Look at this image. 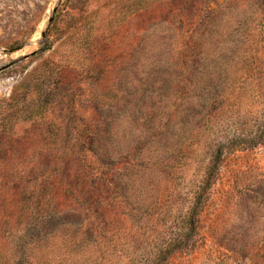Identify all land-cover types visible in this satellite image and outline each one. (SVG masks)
Instances as JSON below:
<instances>
[{"label":"rangeland","instance_id":"obj_1","mask_svg":"<svg viewBox=\"0 0 264 264\" xmlns=\"http://www.w3.org/2000/svg\"><path fill=\"white\" fill-rule=\"evenodd\" d=\"M3 67L0 264H154L193 204L158 264H264V0H0Z\"/></svg>","mask_w":264,"mask_h":264},{"label":"trees","instance_id":"obj_2","mask_svg":"<svg viewBox=\"0 0 264 264\" xmlns=\"http://www.w3.org/2000/svg\"><path fill=\"white\" fill-rule=\"evenodd\" d=\"M256 133H257L256 136H260L262 135V133L264 135V131L261 133L257 131ZM247 140H248L247 141L248 144H250L251 146H254V144H256V141H253V139L250 137H248ZM218 158H219V153L217 152L216 154L213 153V155L211 156V165L207 167L206 173L214 169V167L217 165ZM195 211H196V206L195 204H193L191 210L188 211V213H186V215H184L182 220L180 221V224L177 227V233L175 234V238L171 244L170 242H168L167 246L162 250V252L157 249L154 252L148 253V257L151 258L154 264L160 263L158 261L166 258L168 255L171 254V252H173L176 249H179L183 244H186L188 238L190 237L192 231L194 230Z\"/></svg>","mask_w":264,"mask_h":264},{"label":"water","instance_id":"obj_3","mask_svg":"<svg viewBox=\"0 0 264 264\" xmlns=\"http://www.w3.org/2000/svg\"><path fill=\"white\" fill-rule=\"evenodd\" d=\"M51 17L48 19V23L51 21ZM44 33H45V31H42L41 33H40V36L41 37H44ZM15 50H5L4 52H7V53H13ZM5 67H3L2 69H0V71L1 70H3Z\"/></svg>","mask_w":264,"mask_h":264}]
</instances>
